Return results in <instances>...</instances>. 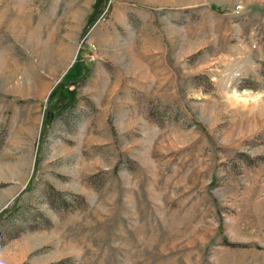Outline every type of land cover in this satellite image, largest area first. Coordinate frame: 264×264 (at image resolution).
Returning <instances> with one entry per match:
<instances>
[{"label":"rangeland","instance_id":"374dc122","mask_svg":"<svg viewBox=\"0 0 264 264\" xmlns=\"http://www.w3.org/2000/svg\"><path fill=\"white\" fill-rule=\"evenodd\" d=\"M233 88L264 90V0H0V260L264 264Z\"/></svg>","mask_w":264,"mask_h":264},{"label":"clouds","instance_id":"9594fccd","mask_svg":"<svg viewBox=\"0 0 264 264\" xmlns=\"http://www.w3.org/2000/svg\"><path fill=\"white\" fill-rule=\"evenodd\" d=\"M225 99L232 108L259 106L264 103V90L253 91L251 89L233 88L230 93H225ZM0 264H4L3 260H0Z\"/></svg>","mask_w":264,"mask_h":264},{"label":"trees","instance_id":"16d2710c","mask_svg":"<svg viewBox=\"0 0 264 264\" xmlns=\"http://www.w3.org/2000/svg\"><path fill=\"white\" fill-rule=\"evenodd\" d=\"M106 5H107V1H106ZM90 18H92V14L89 16V19H90ZM93 20H94V19H93ZM96 21H97V19H96ZM91 27H92V25L89 26V28H91ZM89 28H88L87 30H89ZM74 66H75V67H76V66H77V67L79 66V67H78V69H79L78 71H82V69H83V66H82V64H80V63H78V64H74ZM75 67H74V68H75ZM43 125H44V131H43V132H46V129L48 128V127H47L48 124L46 123V117H45V116H44V122H43ZM3 215H4V214H3Z\"/></svg>","mask_w":264,"mask_h":264},{"label":"crops","instance_id":"0c3cea01","mask_svg":"<svg viewBox=\"0 0 264 264\" xmlns=\"http://www.w3.org/2000/svg\"><path fill=\"white\" fill-rule=\"evenodd\" d=\"M147 1H153V0H147ZM192 6H193V5H191L190 7L193 8ZM195 6H197V5H195Z\"/></svg>","mask_w":264,"mask_h":264},{"label":"bare ground","instance_id":"6f19581e","mask_svg":"<svg viewBox=\"0 0 264 264\" xmlns=\"http://www.w3.org/2000/svg\"><path fill=\"white\" fill-rule=\"evenodd\" d=\"M7 66V65H6ZM4 70V69H3ZM46 82V81H45ZM42 83V82H41Z\"/></svg>","mask_w":264,"mask_h":264}]
</instances>
